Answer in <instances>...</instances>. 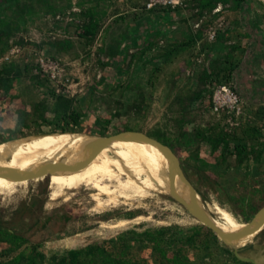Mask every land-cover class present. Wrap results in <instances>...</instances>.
<instances>
[{
    "label": "rangeland",
    "instance_id": "1",
    "mask_svg": "<svg viewBox=\"0 0 264 264\" xmlns=\"http://www.w3.org/2000/svg\"><path fill=\"white\" fill-rule=\"evenodd\" d=\"M27 3L19 23L16 6L0 5V29L12 33L0 46V67H28L13 88L0 89V143L54 130L27 117L33 101L48 97L31 79L41 74L78 101L84 116L77 129L97 136L132 131L168 145L221 222L216 206L244 225L264 207L254 180L257 167L264 177V0H226L213 11L201 10L197 0ZM88 11L99 19L92 40L81 36ZM222 136L230 144L216 147ZM237 142L262 149L260 163L253 158L249 171L237 166ZM227 191L249 195L254 208L239 211ZM96 192L83 185L54 197L48 173L1 194L0 224L27 242L12 248L0 241V261L21 256L17 264H28L41 252V264H68L62 260L66 252L88 244L118 253L117 237L136 231L128 253L141 264H264V230L250 244L236 246L172 195L150 192L127 204L120 198L119 206L103 209L97 208ZM168 225L184 230L170 248L145 234Z\"/></svg>",
    "mask_w": 264,
    "mask_h": 264
},
{
    "label": "bare ground",
    "instance_id": "2",
    "mask_svg": "<svg viewBox=\"0 0 264 264\" xmlns=\"http://www.w3.org/2000/svg\"><path fill=\"white\" fill-rule=\"evenodd\" d=\"M99 143L100 136L82 128L43 130L3 141L0 143V195L27 183L3 173L28 175L47 168L54 197L66 191H79L83 185L91 186L97 190L93 194L98 201L97 208L117 204L120 198L125 203L144 198L150 192L177 196L192 205L190 185L174 171L170 157L158 146L143 138L131 139L128 134L106 142L100 150ZM86 161L88 163L82 165ZM78 165L82 166L71 168ZM102 195L108 197L105 202ZM195 202L202 213L225 231L238 233L247 226L220 206L215 208L225 222L216 219L199 195L195 196ZM263 222L260 214L254 223L257 229L226 241L236 246L250 244L264 230Z\"/></svg>",
    "mask_w": 264,
    "mask_h": 264
},
{
    "label": "trees",
    "instance_id": "3",
    "mask_svg": "<svg viewBox=\"0 0 264 264\" xmlns=\"http://www.w3.org/2000/svg\"><path fill=\"white\" fill-rule=\"evenodd\" d=\"M11 3L17 7L16 20L21 22L24 18L25 9H28V0H0V5L3 3ZM226 0H197V5L201 10L213 11L220 3L224 4ZM81 36L87 37L92 40L99 30V19L93 11H88L82 25ZM12 33L6 29H0V46L6 43L11 38ZM230 54V53H229ZM28 67H21L15 63H7L0 67V89L13 88L14 84L19 83L22 77L27 72ZM29 71V70H28ZM31 79L35 81L36 85L44 89V94L47 98L33 101L32 113L27 117L33 115L39 122L54 125L53 131H73L76 130L83 119V111L78 106V101L74 97H70L59 93L55 88L50 85L47 80L42 78L41 74H32ZM52 100V102H51ZM51 116V117H49ZM221 144L229 145L230 142L227 138L221 137L217 140L216 147ZM235 155L237 166L249 171L250 161L255 159L257 164L260 163L262 158V149L256 150L249 149L247 144L237 142L235 145ZM256 191L264 193V177L259 167L256 168L254 174ZM227 198L234 204V206L241 212L246 208H254V204L249 199V195L242 193H232L227 191ZM184 230L179 225L162 226L156 229H148L145 234L158 238L162 245L170 248L175 242L176 235L181 236ZM138 235L136 231H127L125 234H120L114 241L119 245L118 253L110 250L104 244H88L81 248H71L62 257L63 262L68 264H141L140 261L134 259L128 253L130 243ZM0 241L10 244L12 248H19L27 239L25 236L17 233L0 224ZM167 258V255H163ZM21 256H17L10 261H0V264H13L19 263ZM55 258V257H54ZM45 259V254L36 252L28 258V264H41ZM246 264H253L246 262Z\"/></svg>",
    "mask_w": 264,
    "mask_h": 264
},
{
    "label": "water",
    "instance_id": "4",
    "mask_svg": "<svg viewBox=\"0 0 264 264\" xmlns=\"http://www.w3.org/2000/svg\"><path fill=\"white\" fill-rule=\"evenodd\" d=\"M126 134H128L130 136L131 139H146L148 141H150L151 143H153L154 145L158 146L162 151H164L171 159V162L174 166V171L176 173H178L189 185H190V189L192 191V194H193V203L192 205H188L186 204V202L181 199L180 197H177V196H174L179 202H181L182 204H184L188 209L189 211L198 219L200 220L201 222H203L205 225L211 227L214 231H216L223 239H227V238H233V237H237V236H241V235H245V234H248L250 233L251 231L257 229L255 228V221L256 219L258 218V216L260 214L263 215V219H264V207H262L257 213L256 215L252 218V220L247 223V226L245 229H243L242 231L238 232V233H232V232H229V231H225L223 229H221L220 227H217L214 222L207 216L205 215L204 213H202L200 211V209H198V207L196 206V202H195V196H197V191L196 189L194 188V186L192 185V183L190 182V180L186 177V175L184 174V172L182 171L181 167H180V159L178 158V156L176 155V153L168 146L166 145L165 143L161 142L160 140L156 139V138H153V137H150L146 134H143V133H136V132H122V133H116V134H113V135H108V136H100V143H99V147H98V150H100L103 145L110 141V140H113V139H116V138H123ZM88 161H86L85 163H83L82 165H85L87 164ZM82 165H78V166H74V167H71L72 169H74L75 167H80ZM49 173V170H47V168L45 169H41L40 171L36 172V173H32V174H28V175H22L20 173H3L2 175H7V176H10V177H16L20 180H31V179H34V178H37V177H41V176H44L46 174ZM264 225V222L262 224V226ZM250 261H253L254 262V259H248Z\"/></svg>",
    "mask_w": 264,
    "mask_h": 264
}]
</instances>
